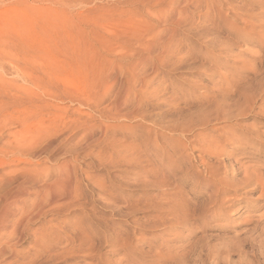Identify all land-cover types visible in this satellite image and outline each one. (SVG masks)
<instances>
[{"label": "rangeland", "instance_id": "374dc122", "mask_svg": "<svg viewBox=\"0 0 264 264\" xmlns=\"http://www.w3.org/2000/svg\"><path fill=\"white\" fill-rule=\"evenodd\" d=\"M171 1L0 0V264H264V0Z\"/></svg>", "mask_w": 264, "mask_h": 264}, {"label": "bare ground", "instance_id": "6f19581e", "mask_svg": "<svg viewBox=\"0 0 264 264\" xmlns=\"http://www.w3.org/2000/svg\"><path fill=\"white\" fill-rule=\"evenodd\" d=\"M190 2H191V0H172L171 1V4L172 5H174V6H176L175 8L176 9H173V10H170V15H181L184 11L186 12V10L189 8V6L191 5L190 4ZM180 6H182L181 8H180ZM191 8V7H190ZM168 14V13H167ZM180 19H182V17H180ZM180 19H178L177 20V18L176 19H172V20H170L171 21V23H173L174 25H177L178 26V24H179V22L181 21ZM185 19V18H184ZM185 21V20H184ZM173 26V25H172ZM171 36V35H170ZM78 59V58H77ZM263 85V84H262ZM263 106V105H262ZM261 111H263V110H261ZM264 112V111H263ZM24 133V132H23ZM25 134V133H24ZM27 134V133H26ZM85 134H87L86 132H85ZM29 135V134H28ZM23 137L25 136L26 137V135H22ZM22 136H20V138H18V140L16 141V148H13V153H15V154H17V155H25V151H27L28 149L26 148V147H28L29 145L31 146V144H29V141H31V140H29V136H27L26 138H28V140H26V138L25 139H23V138H21ZM31 138V137H30ZM32 138H34V137H32ZM31 138V139H32ZM32 140H34V139H32ZM35 141V140H34ZM33 145V144H32ZM33 146H31V148H32ZM29 148V147H28ZM1 153H4V152H2L1 151ZM66 168H63V170H62V173L64 174V176H65V174H66ZM206 171L212 176V177H214L215 176V174H216V172H214L213 170H211L210 168H206ZM69 173V172H68ZM71 174V173H70ZM69 177H70V175H69ZM192 178V177H191ZM60 179V180H59ZM58 180L60 181V182H62L63 181V183H59V184H61V187H64L65 185H70V179L68 178V176H65V178L63 177V175H62V177H60ZM60 187V186H59ZM59 187H57V188H59ZM54 189H56V186H54L53 188H49V191H51L52 193V195H51V197H53V192H54ZM63 189H65V188H63ZM47 190H48V188H47ZM68 190V189H67ZM48 191V192H49ZM66 191V190H65ZM50 193V192H49ZM48 195H50V194H48ZM12 195H10V193H4L3 194V196H2V198L0 199V229H4L5 228V222H6V220L7 219H12L13 218V212H12V209H13V205H14V201H11V199H12V197H11ZM14 198L16 197V196H13Z\"/></svg>", "mask_w": 264, "mask_h": 264}]
</instances>
